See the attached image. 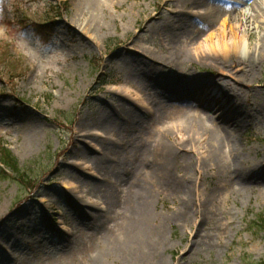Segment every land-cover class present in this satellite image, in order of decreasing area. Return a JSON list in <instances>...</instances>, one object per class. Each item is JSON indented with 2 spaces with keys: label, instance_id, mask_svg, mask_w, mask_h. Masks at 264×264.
<instances>
[{
  "label": "rangeland",
  "instance_id": "374dc122",
  "mask_svg": "<svg viewBox=\"0 0 264 264\" xmlns=\"http://www.w3.org/2000/svg\"><path fill=\"white\" fill-rule=\"evenodd\" d=\"M168 2L112 0L86 31L70 24L74 0H0V141L30 176L0 175V264H98L107 249L103 264H122L108 245L124 227L123 215L113 214L112 221L104 223L100 208L106 203L83 207L74 199L92 182H103L92 178L94 167L106 163V151L115 144L125 143L135 131L150 141L160 128L184 118L187 110L198 112L196 97L169 101L168 90L160 85L169 82L172 73L156 59L169 55L173 47L165 26L171 23L169 28L176 30L180 22L173 17L147 28L145 23L148 12L166 15L173 5ZM237 2L227 0L218 7L232 9ZM184 10L200 14L204 9ZM258 24L264 26L261 19ZM223 32L221 25L196 29L193 39H187L191 61L174 70L203 80L221 78L240 93L247 125L238 131L233 155L249 167L239 177L235 171L234 178L203 170L205 149L198 150L197 143L194 149L189 146L185 156L196 165L189 176L191 193L157 185L163 192L151 205L172 218L165 236L167 264H264V231L253 222L264 214V168H259L264 161V68L248 88L236 81L238 66L221 71L197 55ZM141 46L150 47L155 56L147 57L151 68L143 73L136 62L139 74L123 69L130 57L141 55ZM159 72L162 80L156 85L148 78ZM154 109L155 121L147 120ZM201 110L220 131L224 124L216 109ZM72 129L81 136L73 139ZM87 130L90 135H85ZM179 152L172 164L178 179L184 174L183 150ZM146 153L134 159L141 170L150 156ZM111 170L114 181L118 168ZM149 180L143 178V183ZM124 187L126 203L130 192H140L138 185ZM75 189L78 194L72 195ZM187 207L191 209L180 221L178 215Z\"/></svg>",
  "mask_w": 264,
  "mask_h": 264
},
{
  "label": "bare ground",
  "instance_id": "6f19581e",
  "mask_svg": "<svg viewBox=\"0 0 264 264\" xmlns=\"http://www.w3.org/2000/svg\"><path fill=\"white\" fill-rule=\"evenodd\" d=\"M111 1L74 0L75 12L71 14L70 24L74 25V30L76 28L90 30L97 22L100 11L108 7ZM222 1L225 0H167L173 5L168 6L167 4L166 15L152 11L147 13L145 28L154 26L158 21L164 19L169 21L173 17H176L180 22V26L176 30L169 28L171 23L165 26L166 30L170 32V41L173 47L169 55L156 58L172 71L169 82L165 83L166 80H162L160 72L154 75V79H148L156 85L161 82V87L168 90L169 101L182 100L189 96L196 97L198 104H196L197 110L195 111L198 112L187 110L184 118L171 126L160 128L159 135L150 141L135 131L125 143L115 144L114 149L106 151L105 164L97 166L100 164L97 163L94 167L95 176L92 178L99 179L100 177L104 183L98 182L94 178L96 182H92L85 193L78 194L76 189L74 193H71L72 195L78 194L75 196L74 202L77 201L83 207L86 205L97 207L106 203L103 208H100V217L104 223L112 221L113 214L123 215L124 227L108 245L113 253H118L122 264L166 263L164 257L165 236L167 235V225L172 218L169 214L160 215L156 210H153L151 205L155 196H159L163 192L162 188L157 185L164 184L166 191H177L181 194L191 193V186L188 184L189 176L196 165L191 162L189 155L185 156L189 153V146L194 149L197 143L198 150L205 149L200 160L203 170L223 171L226 176L234 178L235 171L239 177L244 175L249 167L246 161H238L233 155L238 147V131L247 125L246 110L243 107V97L240 93L235 88H229L225 84V80L221 78L219 81L203 80L199 79L198 75L174 70L187 61H191L193 53L190 46L192 47V45L187 39H193L192 36L196 33V29L221 25L224 30L223 34L218 36L215 43H210L209 47L197 55L202 59L209 60L221 71H226L229 67L234 68V65L238 66L236 70L240 76L236 81L248 88L252 87L250 80L256 78L257 72L264 68V26L258 24L260 19L264 23V0H240L230 10L218 7ZM193 7H202L204 10L200 14L184 10ZM193 14L196 15L194 19L191 18ZM181 17L184 19H180ZM140 52L141 55L130 57L131 60H128L125 66L123 65V69L135 70L139 74L140 65H135L136 62L142 64L143 73L151 68L148 61L155 57L151 54V48L141 46ZM157 80L162 81L158 82ZM126 83L130 86L133 85L128 80ZM232 101L234 104L230 105ZM199 107L217 112V117L224 124L220 131L208 121L207 117L201 113L203 110ZM156 115L155 109L148 111L147 120L155 121L153 117ZM143 123L148 122L144 120ZM230 126H233L232 132L227 129ZM107 132L110 133V131ZM71 134L73 139L81 136L78 130L74 129ZM173 134L176 136L173 137ZM85 135H90V132L87 130ZM100 143H105V141ZM146 149V154L150 156L143 162L146 168L141 170L134 159L142 155ZM180 150H183L181 168L184 174L178 179L172 164H175L174 158L176 154L180 153ZM107 162H110V165H107L109 164ZM111 168H118L117 175L114 174L117 179L114 181L110 172L115 173V171ZM259 168H264V161L259 165ZM99 174L102 175L99 176ZM146 177L150 179V184L143 183V178ZM103 185L105 188L102 187ZM124 185L140 186V192L137 195L131 194L135 191L130 192L128 203L125 200L127 188H122ZM112 190L114 196H111ZM93 198H96L97 201H93ZM190 209L191 207H187L181 215H178L180 221H182L181 217L188 215ZM156 220L159 222L156 223ZM107 255L108 249L103 256H100L98 264H103V259Z\"/></svg>",
  "mask_w": 264,
  "mask_h": 264
},
{
  "label": "trees",
  "instance_id": "16d2710c",
  "mask_svg": "<svg viewBox=\"0 0 264 264\" xmlns=\"http://www.w3.org/2000/svg\"><path fill=\"white\" fill-rule=\"evenodd\" d=\"M0 164L9 169L14 176L23 177L25 173L20 167L18 160L12 155V153L5 147L4 143L0 141ZM0 175L6 177L3 170L0 167ZM256 227H261L264 231V215L257 216L256 221H253ZM264 240V237H263Z\"/></svg>",
  "mask_w": 264,
  "mask_h": 264
}]
</instances>
